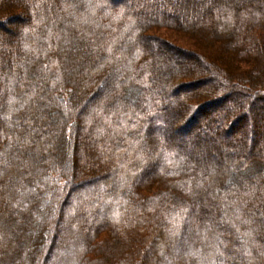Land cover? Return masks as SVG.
Returning a JSON list of instances; mask_svg holds the SVG:
<instances>
[{
	"label": "trees",
	"instance_id": "obj_1",
	"mask_svg": "<svg viewBox=\"0 0 264 264\" xmlns=\"http://www.w3.org/2000/svg\"><path fill=\"white\" fill-rule=\"evenodd\" d=\"M10 17L0 264H264V0H0Z\"/></svg>",
	"mask_w": 264,
	"mask_h": 264
},
{
	"label": "rangeland",
	"instance_id": "obj_2",
	"mask_svg": "<svg viewBox=\"0 0 264 264\" xmlns=\"http://www.w3.org/2000/svg\"><path fill=\"white\" fill-rule=\"evenodd\" d=\"M121 2H122V0H121ZM6 13L9 15V13H11L9 10H6ZM3 21V22H2ZM20 21H24V17H19V18H17V17H10V18H8V20H6L5 21V19H3V20H0V33H13L14 31H15V28H14V26H16V25H18L19 23H21ZM202 33V31L200 32V34ZM171 59V58H170ZM172 59H174V60H176V61H181V62H183V63H187V60H185V59H183V58H178V57H172ZM193 76V75H192ZM194 78H196L195 76H194ZM219 96V95H218ZM230 97H228L227 99L228 100H230L229 99ZM208 100V99H207ZM228 100H225V101H223V103H222V105L223 106H225V107H231L232 105H233V103H232V101L230 100V101H228ZM260 104H262V105H264V102H261ZM260 104H256V107H260ZM215 107V106H214ZM214 107H213V109H214ZM218 107V106H217ZM212 111V109L209 111H205V113H207V114H209V112H211ZM193 113V112H192ZM246 114H247V112H245ZM250 113V112H249ZM253 113H256V110L253 112ZM200 115V114H199ZM200 118H201V116H200ZM202 119V118H201ZM203 120H201V121H199V123H195L194 124V126H193V129L195 130V129H198V130H195L196 131V133H197V135L198 136H200V137H204L205 135H206V133H208L209 134V130H208V128L207 127H204L203 126V122H202ZM180 121H178V124L180 125L181 123H179ZM233 124V123H232ZM231 124H230V126H228V127H226V128H231ZM201 128V129H200ZM203 128V129H202ZM205 128V129H204ZM225 128V129H226ZM217 129L216 128H214V127H212V128H210V131H212V132H215ZM211 132V133H212ZM232 138H229L230 140L228 141L229 142V145H231V146H229V147H234L233 146V142H232V140L233 139H235L236 137H240V136H238V135H236V134H238V132H240V128H237V129H233L232 130ZM172 139L174 140V141H176L177 142V144L178 145H180L181 147H183V148H185V150H186V152H187V154H189L190 156L192 155V157H200L199 159H208V161L210 160L211 161V159H213V160H215L216 159V153H217V151H218V147H217V149L215 148V143H218V141L217 140H215V142L214 143H209L208 141H204V143H202V144H200L197 148L196 147H193L192 146V144L190 143L191 141H189L190 139H189V136L188 135H190V133L189 134H187V133H184V132H180L179 131V129H177V128H174V131L172 132ZM191 136H193V135H191ZM264 142V141H263ZM220 154H222V155H228L227 154V151H226V153L222 150H220ZM212 162V161H211ZM205 163V162H204ZM211 167V166H210ZM11 173V171H9L8 172V174H10ZM68 194V193H67ZM65 195L66 197L64 198V201H67L68 199V195ZM58 213H59V207L58 208H56V212H55V217H57L58 216ZM264 213V212H263ZM55 238V233H50L49 234V241L52 239H54ZM51 244V243H50ZM49 243H48V245H47V242L46 243H44V247H41V248H44V249H40V252H39V255H37L35 258H39V259H47L49 256V253H48V246L50 245ZM29 262L30 263H32V264H36V262L34 261V259L32 260V259H29ZM45 262H46V260H45ZM52 263V262H51ZM41 264V263H40ZM45 264V263H44Z\"/></svg>",
	"mask_w": 264,
	"mask_h": 264
},
{
	"label": "bare ground",
	"instance_id": "obj_3",
	"mask_svg": "<svg viewBox=\"0 0 264 264\" xmlns=\"http://www.w3.org/2000/svg\"><path fill=\"white\" fill-rule=\"evenodd\" d=\"M233 127H235V125H234ZM233 127H232V128H233ZM235 128H237V127H235ZM235 128H234V129H235Z\"/></svg>",
	"mask_w": 264,
	"mask_h": 264
}]
</instances>
